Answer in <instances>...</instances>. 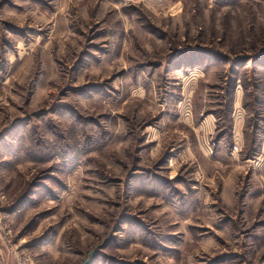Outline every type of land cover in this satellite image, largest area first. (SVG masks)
<instances>
[{"label":"rangeland","instance_id":"374dc122","mask_svg":"<svg viewBox=\"0 0 264 264\" xmlns=\"http://www.w3.org/2000/svg\"><path fill=\"white\" fill-rule=\"evenodd\" d=\"M90 258L264 264V0H0V264Z\"/></svg>","mask_w":264,"mask_h":264},{"label":"crops","instance_id":"0c3cea01","mask_svg":"<svg viewBox=\"0 0 264 264\" xmlns=\"http://www.w3.org/2000/svg\"><path fill=\"white\" fill-rule=\"evenodd\" d=\"M188 116L190 114H187ZM193 117V116H191ZM193 121V120H191ZM215 127V118L212 115H209L207 117H205L202 122L200 123V125L197 127L198 130H200V132H204L205 128H214ZM210 129H209V133H210Z\"/></svg>","mask_w":264,"mask_h":264},{"label":"water","instance_id":"95a60500","mask_svg":"<svg viewBox=\"0 0 264 264\" xmlns=\"http://www.w3.org/2000/svg\"><path fill=\"white\" fill-rule=\"evenodd\" d=\"M93 253L90 254V256L92 257ZM91 262V258L90 259H86L82 264H89Z\"/></svg>","mask_w":264,"mask_h":264},{"label":"built area","instance_id":"2783aa9c","mask_svg":"<svg viewBox=\"0 0 264 264\" xmlns=\"http://www.w3.org/2000/svg\"><path fill=\"white\" fill-rule=\"evenodd\" d=\"M20 264H32V263L27 261V260H24V261L20 262Z\"/></svg>","mask_w":264,"mask_h":264}]
</instances>
